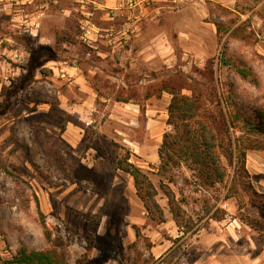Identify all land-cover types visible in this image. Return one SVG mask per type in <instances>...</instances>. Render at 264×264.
Listing matches in <instances>:
<instances>
[{
	"label": "rangeland",
	"instance_id": "obj_1",
	"mask_svg": "<svg viewBox=\"0 0 264 264\" xmlns=\"http://www.w3.org/2000/svg\"><path fill=\"white\" fill-rule=\"evenodd\" d=\"M159 1L166 62L125 96L144 104L155 94L154 105L162 89L171 99L172 91L198 93L212 116L224 180L206 182L180 152L171 173L160 171V158L137 164L156 188L160 219L134 182L129 189L128 179L118 178L114 187L108 168L106 178L82 179L80 168L72 175L78 157L62 139L52 77L54 60L80 52L65 30L76 31L87 7L82 0H0V264H16L8 261L22 246L48 251L59 264H264V0ZM97 85L118 92L110 82ZM158 103L167 115L158 144L168 133L185 137L183 125L168 123L169 104ZM108 104L98 98L90 124L105 122ZM142 133L130 130L134 138ZM118 139L111 140L116 155L131 156ZM162 183L180 201L178 220Z\"/></svg>",
	"mask_w": 264,
	"mask_h": 264
},
{
	"label": "crops",
	"instance_id": "obj_2",
	"mask_svg": "<svg viewBox=\"0 0 264 264\" xmlns=\"http://www.w3.org/2000/svg\"><path fill=\"white\" fill-rule=\"evenodd\" d=\"M82 1V7L87 9L77 14L76 31L71 27L65 30L82 45L80 52L73 54L74 60L70 57L54 60L55 78H52L58 84L54 92L61 98L60 108L65 119L62 139L78 157L72 175L80 168L83 173L78 177L82 179L104 178L103 171L108 168L111 179H116L114 187L123 182L118 178H124L128 179L126 187L130 189L134 181L127 177L130 173L119 168L121 156L116 155L113 148L117 145L111 140L118 137L130 148L133 153L128 161L136 166L160 158L161 143L158 144L155 135L164 129L167 115L158 102L165 101L168 105L171 95L164 91L152 105L151 98L155 94L147 95L145 103L141 104L129 95L126 97L125 93L133 86L148 83L150 70L166 62L167 48L162 36L166 30L158 25L162 4L159 0H152V3L139 0L127 6L123 5L124 0ZM64 43L72 45V42ZM101 81L115 84L118 92L100 88L97 83ZM98 98L109 101L105 122H115L119 128L112 130L105 127V122L90 124L96 121ZM138 126L143 133L140 138H134L130 130L136 131ZM151 134L154 135L153 144ZM85 172L90 174L85 175Z\"/></svg>",
	"mask_w": 264,
	"mask_h": 264
},
{
	"label": "trees",
	"instance_id": "obj_3",
	"mask_svg": "<svg viewBox=\"0 0 264 264\" xmlns=\"http://www.w3.org/2000/svg\"><path fill=\"white\" fill-rule=\"evenodd\" d=\"M162 91H165L162 89ZM172 94L171 102L168 106L169 120L168 123L179 128L183 125L185 137L180 134L168 133L164 136L163 142L159 148L161 158L160 171L162 173H171V163L179 164L176 154L192 159L195 168L206 182L211 184L221 182L225 178V168L218 154L219 143L216 142V135L211 126L212 116L208 113L205 105L198 93L192 95L170 92ZM197 119L199 127L192 126ZM183 130V131H184ZM241 166L245 165V150L240 152ZM119 168L133 176L138 196L144 203L146 210L153 216L162 219L164 217L163 209L156 199V188L149 179L148 175L135 164L128 161V157L120 158L118 161ZM169 180H173L172 175H167ZM165 188V194L169 199L171 211L176 220L183 214L180 201L175 197L171 187L161 184ZM254 193L262 195L254 190ZM41 216L43 213L39 211ZM16 264H59L48 251L28 249L25 246L19 248L17 253L8 261Z\"/></svg>",
	"mask_w": 264,
	"mask_h": 264
},
{
	"label": "built area",
	"instance_id": "obj_4",
	"mask_svg": "<svg viewBox=\"0 0 264 264\" xmlns=\"http://www.w3.org/2000/svg\"><path fill=\"white\" fill-rule=\"evenodd\" d=\"M139 0H128V4L133 5L137 3Z\"/></svg>",
	"mask_w": 264,
	"mask_h": 264
}]
</instances>
